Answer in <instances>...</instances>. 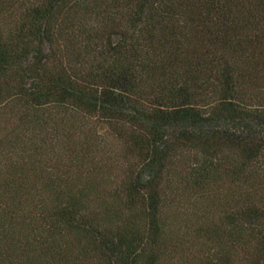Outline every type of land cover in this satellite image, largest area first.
<instances>
[{"label":"trees","instance_id":"1","mask_svg":"<svg viewBox=\"0 0 264 264\" xmlns=\"http://www.w3.org/2000/svg\"><path fill=\"white\" fill-rule=\"evenodd\" d=\"M0 264H264V0H0Z\"/></svg>","mask_w":264,"mask_h":264}]
</instances>
